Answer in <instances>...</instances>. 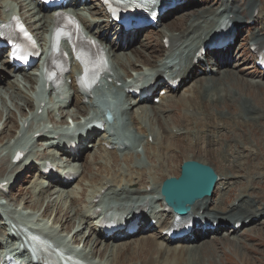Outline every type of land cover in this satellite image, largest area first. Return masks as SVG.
I'll list each match as a JSON object with an SVG mask.
<instances>
[{"label": "bare ground", "instance_id": "obj_1", "mask_svg": "<svg viewBox=\"0 0 264 264\" xmlns=\"http://www.w3.org/2000/svg\"><path fill=\"white\" fill-rule=\"evenodd\" d=\"M171 1L172 0H165L168 5L172 4ZM215 1V3H218L219 5L218 8L199 12L195 16L192 13L193 15L191 14L192 16H188L184 26L178 30H171L167 25L170 24V22L165 23L162 30H159L161 47L159 50H154L155 56H158L152 61V56H150L149 60L144 59L141 61V66H134V68H132L134 75H131L126 71V67L121 61L124 59L127 60V65L130 67L131 62L130 59H128V55L135 59L142 57V55H139L142 54V52L137 49L134 50L129 42L131 39L135 38L136 33L122 32V36H126L123 40V46H114L111 43H108L105 37L117 34L119 29L110 22L109 17L105 14L104 10H102L97 0H91L89 6L88 4H85L83 7L86 13L91 16L90 24L84 21L85 17L83 15L77 14V18L81 21L84 31L103 45L104 50L110 59L112 68L107 74L106 80H110L112 86L121 83L122 86L120 85V90L124 92V89L127 87H129L127 88L129 91L132 88L130 86L133 84L135 86L140 84L142 87L150 86L151 88H154L157 84V87L153 92V97H158L157 92L158 88L161 87L160 81L163 76L170 74L172 71H176L177 74L173 77L176 80H180L179 87L174 91L167 87L161 88L165 89V93L163 96L158 97L159 103L157 105L152 103V98L142 100V98L139 97L138 100L136 97H132L129 91V94H125L126 100L121 107L122 115L127 116L130 124L135 129L139 130L144 136L145 144L141 149L145 152L147 159L154 160L155 163L160 162L156 169L151 168V170H154L153 175L149 174V176L144 173L146 170L138 169L135 166H130L128 168L130 174L127 176L125 175L126 177L122 176V174H117V171L112 172L109 175V178L105 177L106 179H102L100 177L93 182V174L89 177L86 173L85 175H82V172L87 170L86 164L89 166L88 169H104L105 172L111 171H106V168L101 162L95 161L96 158L100 159L97 157V155L100 154L99 152H106V148L102 145L103 143L115 148L118 146V143H114L112 139H110L108 131H103L105 132L104 134L99 135L94 139V141L96 140V144H94V141L90 144L93 152L87 151L82 154L81 152H83V150L81 149L82 145L80 144L77 154L72 155L70 151L63 150V146H61L59 142H57L56 145L48 146L46 148L47 150L52 149L57 151L61 157H66L70 164L77 163L80 159L82 160V157L84 156L83 164L80 163L77 167L71 166L70 171L72 170L73 173H68V175L65 171H62L61 176L58 179H55L51 184L48 181L50 178L47 179V184L44 182L38 183L39 179L44 178L40 174V171L36 176L37 179L34 186H32V192L36 195L38 191L39 194L44 188L63 186V184L67 183L62 181L65 174V176L68 177L79 176L78 179H81L84 176L87 177L86 180L88 181V185L90 186L91 184L94 188L92 189L91 195L88 197V202L84 205L86 211H84L85 217L79 222L80 229L71 237L73 243H76V236L88 226V238L91 235L93 240L90 242L86 238L84 240L85 247L83 246V249L85 250L88 248L86 259L94 260L97 257L99 258L100 253H106L107 250L110 249L109 243L114 244V242L117 241L120 244L112 248L113 261L103 262V260H99L100 262L98 264H118L120 263L122 254L128 253L131 249L142 252L145 244L150 242L151 255L147 260L151 264H169L168 261L170 260H172L170 264H196L195 262L200 259V250L197 246L199 238H201L202 241L210 240L215 234L223 232L227 233L226 236H233L234 239L232 242L235 243L237 238L234 235L246 228H250L249 226L260 222V220L264 218V202L261 201V198L259 197L252 198L247 194L250 189L261 190L259 188H252V184L255 183V181H259V184L263 183L264 173L260 172L253 175L251 173L248 177H242L247 183L245 187H241L238 191L233 188V185L237 184L239 180L238 177H236V173L233 171L236 169L241 170L244 162L256 153V149L254 150L252 145L249 144L252 143L250 140L251 137L249 136V139L246 136L241 139L234 135V138L231 141L226 142V140H224V138L234 134L235 129L248 128L247 130L250 133V129L254 130V128L260 125L259 122L264 120V112L257 109V105L253 104L250 99H244V97L239 98L240 96L237 97V89L228 88V84L225 80L226 77L229 76L231 70L235 69V66H232V62L228 65V62H226L228 58L225 59L219 56L220 54H227V50L221 52L213 64L211 61H206L202 57H195L197 50L216 29V22L210 25H207V23L204 22L211 16H215L216 19H227L228 23L232 25V29H235L236 26H241L245 21H253L257 25V28L253 30L247 38V41L251 43L250 45H256L257 47L264 49V31L261 32L264 29V10L261 2H257L256 0H247L244 8H240L236 5L235 0ZM186 4L193 5L191 1L186 2ZM32 5L39 16L42 14L37 18V21H35V27L37 28L33 29L32 25H29L31 31L37 38H39V36L46 32V30L52 25V16L44 14L41 6L36 2L32 1ZM19 6L22 10L30 9V6H24L23 4H19ZM5 7H8V3H5ZM181 7L182 6L178 5L174 11ZM219 9H221L220 12ZM255 12L256 15H254ZM169 13L170 11L165 14V20H167V15ZM1 19L3 20V17L0 18V20ZM33 19L35 18L33 17ZM243 40L245 39L243 38ZM186 50V57L182 58V54ZM175 51H179L184 62L180 60L178 61L174 54ZM127 53L129 54L127 55ZM2 59V64L5 65L6 58L2 57ZM115 65L123 71L127 79L114 73L113 69ZM220 67L224 68H222L223 72L217 73L216 69H219ZM76 69L78 70L77 67ZM0 70L4 69L0 68ZM214 74H217L219 78L215 79L212 77ZM8 78L10 77L7 73L0 76V97L4 95L8 98L16 99V95L12 88L16 84L13 81V83L8 86V82L6 81ZM66 79L70 80L68 88L69 94L64 97V100H60V98L57 100L55 103V105H57L56 111L59 113L60 119L64 120L65 115L63 112L73 104V108L75 107L74 109L77 110L76 112L79 115L71 116L72 120L76 122L78 121L79 116L83 117L85 124L83 125V122L79 123V128H85L87 130V135L92 136L93 134H96L98 130L86 128L90 116L83 106L84 100H88L89 96L82 95L77 90L73 73L66 77ZM23 80L29 84L28 89L33 91L31 75L25 74ZM143 80L147 81L145 82ZM189 83L190 86L185 90L184 87ZM4 86L7 88H4ZM4 89L6 91H11V93L6 94ZM180 91H183V94L180 97L175 98ZM57 95L60 97H62V95L64 96L63 92H58ZM226 100H230L237 106V114H232L228 111L222 112L218 109ZM23 102L30 111H34V102L29 94L23 96ZM143 104H148L147 110L139 108V106ZM38 109H40V107L36 110ZM133 109H136V111L132 112ZM22 117L27 120V116L23 115ZM172 118H176L175 124L171 123ZM7 119H11V117L8 116ZM146 122L148 123V129L144 127L142 128V124ZM163 122H165V124H163ZM153 126H156V130L153 129ZM3 131L4 127L2 124L0 133ZM39 132L40 134L34 136L35 139L31 140L30 143L32 145L38 143L44 144L46 143L48 136L54 135L49 133L51 132L49 130L45 131V128H38L33 134L35 135ZM251 135H255V133L252 132ZM88 140H90V138ZM8 149H10L9 144ZM124 150L128 151V148L125 147ZM32 151L33 149H31L30 152ZM143 151H141V153ZM195 153H201L202 155L196 156L194 155ZM33 154L37 161L42 162V167L44 161H48L55 165V156H47L45 153L36 155V153L33 152ZM109 156L111 160L114 161V152L109 153ZM144 157L143 159H145ZM26 159L19 163L20 170L17 174L32 169V164H30V162L28 164ZM178 159H180V162H178ZM191 161L208 164L212 167L214 165H211V162L218 165L222 164L223 172H217L218 182L214 191V198L203 199L195 203L190 209L189 217L197 216L200 218V221H193V233L180 240L172 241L166 236H163L162 233L172 226L174 221L173 214L162 213L161 211L164 209V205L161 204V200H154V197L165 179L178 178L179 173L182 172V166L184 163ZM125 162L131 164V158L127 157ZM9 163L10 160H8V164ZM56 166H58V164ZM6 181L11 182V180L4 178L0 180L1 183ZM134 186H138V188L134 189ZM11 187L12 186L8 188V194L11 195L12 200L14 194ZM42 194L44 193H41V195ZM103 194L123 198L120 202L124 203V208H122V211H117L119 214L125 212L129 215L133 214L131 212L135 211L143 212L145 208L151 209L146 212L149 213V216H147L146 213H142L139 219L138 231L141 235L138 238L140 241L135 245L136 247L130 248L131 244L126 242L130 241L131 237L122 239L117 235L107 236L102 232L101 228L98 229L96 224H92L96 223V218L99 216V214L95 213L93 210L100 207V201L94 203V199L100 198ZM2 196L3 193L0 190V197ZM232 198L233 200L230 203ZM147 199H149L148 202H146ZM70 202L71 205L75 206L78 203V200L73 198ZM126 208H128V212L125 211ZM34 210L38 211L36 209ZM111 216L117 218V216L113 214H111ZM149 220H156V224L150 227L148 225ZM65 221L67 226H64V222H62L63 224L59 222V228L64 232L70 231L74 227V224L68 219V216ZM10 222L12 224V232H9L6 226H2L0 227V235L4 233L6 237H9L11 241L15 242L16 240L14 238L19 236L17 231L19 230L18 223L14 219H11ZM117 223L120 224V222ZM204 223H206V225H204ZM215 223L219 226L217 233L212 232V225ZM230 224L232 225L233 231L232 229H227ZM236 224L241 225L239 229H235L234 226ZM89 225L93 226L90 227ZM204 228L205 230L203 231ZM125 229L126 227H123V231ZM2 230L4 232H2ZM123 231L120 233L121 236ZM104 242H106L105 245ZM174 242L179 244L172 246ZM204 244H206V242H203L202 246ZM101 247L103 249H99ZM159 255L160 258L156 259ZM169 255L172 257H169ZM139 264L143 263L139 262Z\"/></svg>", "mask_w": 264, "mask_h": 264}, {"label": "rangeland", "instance_id": "obj_2", "mask_svg": "<svg viewBox=\"0 0 264 264\" xmlns=\"http://www.w3.org/2000/svg\"><path fill=\"white\" fill-rule=\"evenodd\" d=\"M188 1H191L193 5L184 4L185 2ZM246 1L247 0H235V4L238 5L240 8H244L246 6L245 4ZM256 1L261 2L264 10V0H256ZM215 2H216L215 0H183V2L181 3L182 7L179 10L177 9L175 11H172L167 17V21L165 23L170 22V24L167 25L168 27L171 28V30H178L184 26L188 16L190 17L193 14L195 16L199 12H204L206 10H210V9L212 10L218 8L219 5L218 3ZM5 3H8V7L10 10L13 11L15 10V13L20 14L28 25H32L33 29L37 28L35 27L36 26L35 21L37 18L33 19L31 17V11H30L31 9L22 10L20 8L19 6V4H21L20 0H0V18L2 16V11L4 8L3 6L5 5ZM90 4L91 3H88V6ZM79 10L86 12L83 8L82 9L80 8ZM219 11H221V9H219ZM84 17H85L84 21L90 24L91 16L89 15V17L88 16H84ZM214 18L215 16L208 17L204 22H206L207 25H210L212 24V22H214ZM165 23H162V26H160L157 30H152L149 32L147 31L145 34L144 32H139L136 38H133L129 41L131 47L134 50L137 49L140 52H142V54H139L142 55V57L136 59L128 55L129 53H127L128 59H130L131 62L130 67L127 65L128 64L127 60L124 59L121 61V63L125 65L126 71H128L131 75H134L132 68H134V66H141L140 63L142 60L144 59L149 60L150 56H152L151 58L152 61L155 59V57L158 56V55L155 56L154 50L155 49L159 50L161 47L159 30H162ZM242 25L243 26L238 29L236 40L228 52V59L230 60V62H232L233 64L232 66H235V69L231 70L229 76L226 77L225 82L228 84L229 89L234 88L238 90L236 91L237 97L240 96L239 98L244 97V99L245 98L250 99L253 104L257 105L256 107L257 109H260V111L264 112V75H262L260 71L256 70L253 66L254 61L252 58V53L250 52L249 41H247V38L250 36L253 30L257 28V25L251 21H245ZM39 37H40L39 41L41 42L43 40V36H39ZM105 38H107V36ZM243 38L245 40H243ZM112 42L118 45L124 43L123 41L114 38L113 34L108 39V43L112 44ZM186 52L187 50L184 51V53L182 54V58L186 57ZM226 62H228V60H226ZM0 68L3 69L1 65ZM222 68L223 67L217 69L216 70L217 73H222L223 72ZM114 71L117 75L127 79L126 75L123 73L122 70H120L118 66L116 65L114 66ZM5 72L9 73L7 70L5 71L0 70V76L3 74L5 75ZM212 77H214L215 79L219 78L217 74L213 75ZM6 81L8 82L7 83L8 86L11 85L14 81V83L16 84L15 86L17 87L15 86L12 87L13 92L16 95V99L14 98L11 99L4 95L0 97V128L2 124L4 127V131L0 133V180H2L3 178L7 180L13 178L14 183L12 184V192L14 195L12 197V200H11V195H8L7 197H0V226L2 227L4 223L6 224V220L8 217L13 216L16 219L23 221L25 224H27L30 227L40 228L43 231L52 234L58 240L64 241L68 247L80 250V254L83 257H86L88 255V248H86L85 250L83 249V246L85 247L84 240L85 238L89 240V242L93 240L91 238V235L88 238V231H87L88 226L85 228V230L80 232L78 236H76V243L73 244L71 237L76 231L80 229L79 222L83 219V217H85L84 211L86 210L84 209V205L88 202V197L91 195L92 189L94 188L93 185L91 184L90 186L88 185V181L86 180L87 177L84 176L81 179H76L68 186H64V188H58L54 186H51V188H44L39 194L38 191L37 194L35 195L34 192H32V188H33L32 186L36 182L37 179L36 174H38L39 171L38 169H40V165H39L40 161L35 160V155L30 154V157L32 158L31 161H33L31 166L32 169L21 174H17L20 170L19 165L11 166L8 164V159L10 158L8 144L10 146L14 145L15 139H18L19 136H20L19 140L25 141L31 136L32 129H35L41 125H43L48 129H51L53 127L52 123L49 121L51 118H53L55 125H57L60 128H64L61 126L67 125L68 123H70V125H74L78 121L81 122L83 118H78V121L76 122L72 120L71 116L79 115L76 112L77 110L74 109L75 107L73 108V104H72L70 108L64 111L66 115V122L63 123L64 121L63 120L62 123H60L61 121L57 118L56 107H54L55 106L54 102L49 98L44 99L45 107L42 109L41 114H39L36 117H33L32 112H30L29 108L23 102V96H26L28 94L29 96L31 95V90L28 89L29 84H27L26 81L24 80H23L24 82L23 81L21 82V80H19L20 83H18L17 81L15 82V80L11 78H8ZM69 81L70 80H67V83L65 81L66 83V85L64 86L65 97L68 96V92L66 91ZM189 86L190 84L184 87V89L186 90ZM4 88L7 87L4 86ZM4 91L6 92V94L11 93V91H6L5 89ZM120 91H121L120 89L114 88L110 84L102 83L94 91L92 95V100H90V102L87 101L84 102V108L87 110L89 115H94V113L98 114L97 104H99L100 102H104L106 100L111 101V104L114 108V119H115L114 122L115 125L114 128L112 129L113 136L111 139L114 142L118 138H124L126 140L124 142L126 143L128 148V151L115 148V150H109V152H99L100 154H98L97 157H99L100 159L96 158L95 161L101 162V164L106 168V171L111 170L109 172H105L104 169H98V170L97 169L93 170L92 168L88 169L89 166L88 164H86L87 170L85 172H82V175H85L86 173L89 177L90 175L93 174L94 176L93 182L100 177L102 179L109 178V175L112 172H117V171H118L117 174H122V176L126 177L127 175L130 174V171L128 169L130 166L131 167L135 166L138 169L146 170L144 172L145 174L153 175L154 170H151V168L156 169L157 166L160 164V162L155 163L154 160L147 159L145 152L141 149L142 146L145 144L144 136L140 133L139 130L135 129L130 124L127 116L122 115L121 106L123 105L126 98ZM182 94L183 91H180L175 98L180 97ZM139 108L147 110L148 105H140ZM218 109L222 112L228 111L229 113L232 114H237L238 112L237 106L234 105L230 100H226L225 103ZM135 111L136 109H133L132 112ZM23 115L27 116L26 117L27 128L24 130L21 129V122L23 120L22 117ZM8 116H10L11 119H7ZM171 123L175 124L176 118H172ZM263 123L264 120L259 122L260 125L254 128V130L250 129V133L247 130L248 128L235 129L234 134L224 138L226 142H229L234 138V135L238 136V138L241 139H243L246 136L249 138L250 136L251 139L250 138L249 139L251 140L252 143L249 144L252 145L254 150L256 149V153H254L252 157L248 158L244 162V165L241 168V170L236 169L235 171H233L234 173H236V177H238L239 179L237 184L233 185V188L236 191H238L243 186L245 187V185L247 184L246 180H243L242 177H248L250 176L251 173L252 175L260 172L264 173ZM163 124H165V122H163ZM143 127L148 129V123L146 122L142 124V128ZM153 129L156 130V126H153ZM252 132H254L255 135H251ZM100 134H103V132H101ZM49 141H52L50 136L47 138V142ZM90 144H91L90 141H87L84 144L83 153L87 151H91L90 147H88L90 146ZM34 148H36V151H38L39 153L40 152L43 153V151L40 150L39 145L34 144ZM141 151L143 152L141 153ZM46 152L47 154H51V152L49 153V150H46ZM113 152L115 155L114 161H112L109 156V153H113ZM36 154L38 153L36 152ZM194 155L200 156L202 154L195 153ZM55 157H56L55 164L63 163L64 167L68 166L67 163L65 162L64 157H59V155ZM127 157L131 158V164L130 163L127 164L125 162V159ZM143 157L145 159H143ZM83 160H84V156L82 157V160L80 159L77 163H72L70 166L77 167L79 166L80 163L83 164L84 162ZM178 162H180V159H178ZM211 165H214L213 167L210 165L209 166L212 167L215 172H223L222 164L218 165L211 162ZM56 174L54 172L53 176H57ZM40 182L43 183L44 181L43 180L41 181V179H39L38 183ZM136 188H138V186H134V189ZM252 188H259L261 190L250 189L247 192L248 196L252 198L259 197L261 198V201L264 202V182L259 184V181H255V183L252 184ZM41 193L44 194L41 195ZM103 196H106L104 199V204H106L107 202L117 203L119 200L123 199L122 197L118 198L114 196H107L105 194ZM73 198L78 200V203L75 206L71 205L70 202V200ZM232 200L233 198L231 199L230 203L232 202ZM34 209L38 211H35ZM67 216L68 219H70L74 224L73 225L74 227L70 231L64 232L60 230L59 222L61 223L64 222V226H67L65 221ZM92 226L93 225H90V227ZM249 227L250 228H246L238 232L236 235H234L237 238L235 243L232 242V240L234 239L233 236H230L229 234H228L229 236H226L227 233H223V232L215 234L214 237H211L212 239L210 240L208 239L202 241V239H200L197 244L200 250V259L195 263L196 264L197 263L198 264H264V218L260 220V222H257L256 224H253ZM1 241H2V244L0 243L1 249H3V246L5 244L4 242H6V244L10 243L8 242V240H4V239H1ZM138 241L140 240H138V238L136 237L126 242L128 244H131L130 248H132V247H136L135 245L138 243ZM106 242H104V245L106 244ZM203 242H206V244L202 246ZM119 244L120 243H114V244L109 243L110 249H108L106 253H102V254L100 253V257L95 258V261L99 262V260L100 261L103 260V262H107V261L112 262L113 261L112 248L114 246L116 247ZM150 247H151V243L148 242V244H145L142 252L136 251L134 249L129 250L128 253L122 254L120 258V263L118 264H139V262H142L143 264H151L147 260L151 255ZM99 249H103V248L101 247ZM170 256L171 255H169V257ZM159 258L160 255L156 259ZM171 262L172 260L168 261L169 264Z\"/></svg>", "mask_w": 264, "mask_h": 264}, {"label": "water", "instance_id": "obj_3", "mask_svg": "<svg viewBox=\"0 0 264 264\" xmlns=\"http://www.w3.org/2000/svg\"><path fill=\"white\" fill-rule=\"evenodd\" d=\"M217 180L209 166L186 162L179 179L171 178L163 184L162 195L168 205H174L176 213L184 215L196 201L212 195Z\"/></svg>", "mask_w": 264, "mask_h": 264}, {"label": "snow or ice", "instance_id": "obj_4", "mask_svg": "<svg viewBox=\"0 0 264 264\" xmlns=\"http://www.w3.org/2000/svg\"><path fill=\"white\" fill-rule=\"evenodd\" d=\"M105 2H106V3H109L110 0H105ZM118 2L121 3V4H126V5L131 6V5H135V4H137L138 0H118ZM147 2H148V3H151V4H155V3H156V0H147ZM16 19H17V18L13 17V20H16ZM17 28L19 29L20 32H23L25 36L28 35L27 32H25L23 26L20 25L19 23H17ZM59 35H60V34L57 33V36H59ZM15 55H16V54H15V52H14V53H13V56H15ZM86 72H87V69H86ZM87 87L90 88V87H91V83H89V84L87 85Z\"/></svg>", "mask_w": 264, "mask_h": 264}]
</instances>
